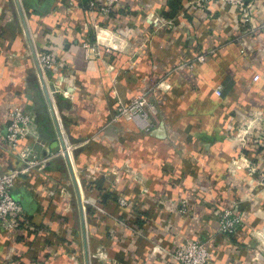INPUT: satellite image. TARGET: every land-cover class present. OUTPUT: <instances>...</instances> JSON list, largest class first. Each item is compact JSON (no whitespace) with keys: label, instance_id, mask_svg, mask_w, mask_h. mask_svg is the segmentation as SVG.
<instances>
[{"label":"crops","instance_id":"obj_1","mask_svg":"<svg viewBox=\"0 0 264 264\" xmlns=\"http://www.w3.org/2000/svg\"><path fill=\"white\" fill-rule=\"evenodd\" d=\"M89 1L0 0V138L23 101L39 117L38 154L50 159L15 181L27 223L0 226V264H177L172 252L208 238V264H264V31L243 35L226 4L118 0L99 20L112 47L86 58ZM252 1L259 25L264 0ZM37 52L53 53L52 70L40 72ZM142 93L158 109L151 133L111 123ZM14 163L0 148V171ZM227 208L244 224L226 241Z\"/></svg>","mask_w":264,"mask_h":264},{"label":"built area","instance_id":"obj_2","mask_svg":"<svg viewBox=\"0 0 264 264\" xmlns=\"http://www.w3.org/2000/svg\"><path fill=\"white\" fill-rule=\"evenodd\" d=\"M117 3L118 0H91L87 3L85 11L88 23L94 32V41L92 43H81L86 58L91 55L99 56L100 47H112L110 32L103 28L99 20L108 17ZM213 3L226 4L235 8L238 13V21L243 27V35L251 36L264 31V21L259 25L254 23L256 15L253 11L252 0H194L192 2L193 6L197 8H204ZM211 53L212 51L202 52L190 62L180 64L178 68L182 69L186 66L191 67L194 63H203L207 55ZM241 53H244V51L241 50ZM36 60L42 74L54 67L55 60L52 52H37ZM258 79L259 75L256 74L253 80L257 81ZM214 94L220 97L222 95L221 89H215ZM27 105L20 101L12 108L9 115L10 123L5 134L0 138V148L15 162V165L9 170L0 171V226L7 232L13 231L21 223H27L24 206L20 200L13 196L16 179L20 176L42 174L50 160L49 157H42L38 154L37 148L46 146V142L39 134L38 115L30 110V106ZM157 114L156 104L150 100L147 94L142 93L136 95L126 104L120 103L117 105L111 123L119 121L133 122L138 130L151 133L155 128L154 119ZM255 122L256 120L250 122L247 129L251 128ZM261 122L264 123V120L261 119ZM259 136L264 144V129H261ZM28 137L33 138V143L23 144ZM65 147L70 159L72 147L69 144H66ZM249 168V166L246 167V169ZM252 171L254 170L250 168L249 172ZM119 202L121 205H126L123 199H119ZM243 224V215L231 208L224 209L219 215L218 233L227 241L238 233ZM210 240V238L204 241L188 240L172 252L170 256L177 264H208L211 259L209 253Z\"/></svg>","mask_w":264,"mask_h":264},{"label":"water","instance_id":"obj_3","mask_svg":"<svg viewBox=\"0 0 264 264\" xmlns=\"http://www.w3.org/2000/svg\"><path fill=\"white\" fill-rule=\"evenodd\" d=\"M40 114H42L41 113V111L39 112V115ZM54 118V117H53ZM41 131V133L43 132L42 131V128L40 129ZM50 134H51V136H52V142H53V145L51 146V149L53 150V153L54 154H57L59 151H60V148L57 146V143H56V138H55V135H54V133L53 132H49ZM61 150H62V152H63V156H64V158L66 159V160H69V158H68V155H67V153H66V147H65V145L63 144V145H61ZM22 205L24 206V203L22 202Z\"/></svg>","mask_w":264,"mask_h":264},{"label":"rangeland","instance_id":"obj_4","mask_svg":"<svg viewBox=\"0 0 264 264\" xmlns=\"http://www.w3.org/2000/svg\"><path fill=\"white\" fill-rule=\"evenodd\" d=\"M115 111V110H114Z\"/></svg>","mask_w":264,"mask_h":264},{"label":"trees","instance_id":"obj_5","mask_svg":"<svg viewBox=\"0 0 264 264\" xmlns=\"http://www.w3.org/2000/svg\"><path fill=\"white\" fill-rule=\"evenodd\" d=\"M22 203V202H21Z\"/></svg>","mask_w":264,"mask_h":264}]
</instances>
